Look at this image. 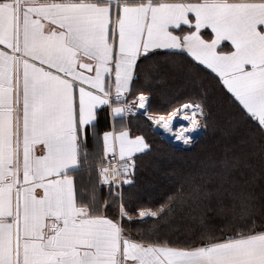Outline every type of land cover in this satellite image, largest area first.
I'll return each instance as SVG.
<instances>
[{"label":"snow or ice","instance_id":"1","mask_svg":"<svg viewBox=\"0 0 264 264\" xmlns=\"http://www.w3.org/2000/svg\"><path fill=\"white\" fill-rule=\"evenodd\" d=\"M162 65L203 91L152 115L138 82ZM208 76L254 151L130 211L115 189L152 145L126 117L172 133L182 114L191 144ZM0 264H264V0H0Z\"/></svg>","mask_w":264,"mask_h":264},{"label":"trees","instance_id":"2","mask_svg":"<svg viewBox=\"0 0 264 264\" xmlns=\"http://www.w3.org/2000/svg\"><path fill=\"white\" fill-rule=\"evenodd\" d=\"M184 62L188 63V60ZM204 83L210 84L207 97L209 116L204 121L206 126H202L199 136L186 147H179L163 138L157 131L146 127L143 115L126 117L133 130L146 133L152 145L151 152L137 157L135 175L131 178L133 182L120 188L130 211L134 212L140 207L158 206L164 194L178 180L190 172L200 170L210 159H219L227 152L234 158V162L242 165L254 151L243 130L235 131L229 125L226 113L230 106L226 90L217 87L211 76ZM138 85L149 94L148 111L162 114L203 91L199 81L178 72L170 65H162L151 80L145 83L141 79ZM115 191L117 192L116 189ZM152 224L153 220L147 219L144 223L129 227L135 233L137 229H148Z\"/></svg>","mask_w":264,"mask_h":264},{"label":"crops","instance_id":"3","mask_svg":"<svg viewBox=\"0 0 264 264\" xmlns=\"http://www.w3.org/2000/svg\"><path fill=\"white\" fill-rule=\"evenodd\" d=\"M225 90H226V89H225ZM177 107H178V106H177ZM148 113H149V114H152V115H159V114H162V113H152V112H150V111H148ZM104 115H105V113L102 112V113H101V125H102V126H103L104 123H105ZM143 116H144V115H143ZM126 122H128V121H127V118H126ZM90 180L95 181L98 185L100 184L99 181H98L97 169H96L93 173H91V175H90L87 171H85V172L83 173V175H82V183H83V190H84L85 192H87V190H88V188H89V186H90ZM116 190H117V192H120L119 189H116ZM100 192H101V195L106 196V195H107V192H108L107 187H106V186H105V187H102V188L100 189Z\"/></svg>","mask_w":264,"mask_h":264},{"label":"rangeland","instance_id":"4","mask_svg":"<svg viewBox=\"0 0 264 264\" xmlns=\"http://www.w3.org/2000/svg\"><path fill=\"white\" fill-rule=\"evenodd\" d=\"M167 114V113H166ZM166 114H164V115H166ZM179 119H175V121H174V126H173V129H176V130H180V128H181V125H184V127H187V122L186 121H184V119H183V121H178ZM158 129H159V131L160 132H158L156 129H155V131H157L163 138H164V136H163V134H167V135H172L173 136V133H174V131L172 130V133H169V132H166L162 127H157ZM201 129H202V127L201 128H199V129H196V130H193V136H194V138H196V137H198L199 135H198V133L200 134V131H201ZM177 131V132H178ZM166 135V137H168ZM171 141L172 142H174V143H177V144H179L178 146L179 147H186V146H188L187 144H184L182 141H179V140H176L175 138H174V136H173V139L171 138Z\"/></svg>","mask_w":264,"mask_h":264},{"label":"built area","instance_id":"5","mask_svg":"<svg viewBox=\"0 0 264 264\" xmlns=\"http://www.w3.org/2000/svg\"><path fill=\"white\" fill-rule=\"evenodd\" d=\"M139 114H141V115H143V113L142 112H137L135 115H129V116H136V115H139ZM177 119H179L178 121H183V115L181 114L180 116H178L177 117ZM184 122V121H183ZM173 131H174V133H176L178 130H176V129H173ZM169 136L173 139V136L172 135H170L169 134ZM188 145V144H187ZM99 173V169L97 168V174ZM98 181H99V174H98ZM99 183H100V181H99ZM117 189H119L120 190V188H117Z\"/></svg>","mask_w":264,"mask_h":264},{"label":"water","instance_id":"6","mask_svg":"<svg viewBox=\"0 0 264 264\" xmlns=\"http://www.w3.org/2000/svg\"><path fill=\"white\" fill-rule=\"evenodd\" d=\"M156 130H157L158 132H160L158 128H156ZM166 135H167V134H166ZM166 135L163 134L164 138H165L166 140H168L169 142H172V141H171V137H170L169 135H167L168 137H166ZM198 135H199V133H198ZM172 143H173V144H176V145H179V144L174 143V142H172Z\"/></svg>","mask_w":264,"mask_h":264}]
</instances>
